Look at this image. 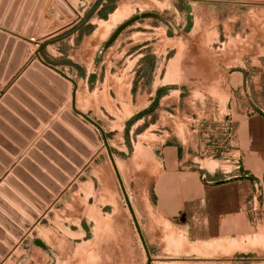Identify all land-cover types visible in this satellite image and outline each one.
I'll return each mask as SVG.
<instances>
[{
	"label": "crops",
	"instance_id": "crops-1",
	"mask_svg": "<svg viewBox=\"0 0 264 264\" xmlns=\"http://www.w3.org/2000/svg\"><path fill=\"white\" fill-rule=\"evenodd\" d=\"M17 1L0 0V10L11 11ZM118 1L92 0L91 29L71 33L106 39L119 23L108 30L109 19L94 31L91 20L108 19ZM172 6L173 19L145 13L153 16L140 18L135 33L107 46L109 37L88 71L69 63L79 81L57 70L75 86L74 110L78 104L92 110V119L86 117L102 128L117 168L135 173L138 194L130 204L137 222L148 223L140 228L146 246L203 250L264 232V0H179ZM46 20L36 33L59 26L60 19ZM16 46L7 59L15 58ZM55 91L51 102L33 99L32 106L6 93L0 141H7L8 155H27L33 140L48 141V124L58 122L64 97ZM118 208L96 207L87 218L103 220L105 235L117 236L113 224L127 218ZM74 252L73 264H96L95 254L98 264H128L129 247L121 240L119 247L80 244Z\"/></svg>",
	"mask_w": 264,
	"mask_h": 264
},
{
	"label": "rangeland",
	"instance_id": "rangeland-1",
	"mask_svg": "<svg viewBox=\"0 0 264 264\" xmlns=\"http://www.w3.org/2000/svg\"><path fill=\"white\" fill-rule=\"evenodd\" d=\"M177 1L119 0L108 19L91 20L95 24L94 31L109 19L117 21L113 28L119 23L103 41L95 40L94 33L85 39L71 33L74 27H81V33L91 29L92 24L87 23L86 19L93 5L92 0H81L80 4L77 0H30V3L28 0L25 4L18 0L11 11L0 10V35H4L1 49L5 48V53L8 47L13 49L16 44L18 50H23L17 60H4L2 57L0 61L2 109L4 102L8 101L5 95L9 91L16 92L19 104L27 103L28 106L35 104L33 99L39 102V98L47 100L51 97L50 101L56 89L64 96L63 102L60 101L62 109L55 113L58 122L48 124L49 135L53 138L42 141L43 149L39 139L33 140L32 153L11 156L7 154L8 149L3 148L7 141H0V212L8 209L22 215V218L10 219L11 229L20 232V237H16L13 231L0 222V237L3 235L8 238L6 243L0 238V246L7 249V254L0 258V264H73L74 246L109 244L110 248L111 245L119 247L120 240L129 247L128 264H148L147 252L116 171L111 165L103 135L83 117L85 115L92 119V110L87 104H78L76 110L81 114L78 115L73 107L75 86L44 64L57 63L56 68L72 81H79L69 63L81 64L88 71L105 41L122 24L150 12L163 17L169 15L173 19L175 12L172 5ZM189 2L194 5L201 3V0ZM43 18L53 22L60 19L59 26L50 24L38 34L36 30ZM136 25L125 30L123 35L135 33ZM10 30L13 32L12 37L8 36ZM49 41L54 42L46 47L44 55L38 56L40 45ZM25 52L28 56L23 59ZM9 69L10 75H7ZM15 71L17 73L13 76ZM45 85H48L47 93L43 92ZM56 123L58 129L54 130ZM89 152L91 156L87 158ZM92 161L93 165L89 166ZM118 171L133 204L138 194V189L133 186L135 173L130 172L127 166L120 165ZM96 207L104 212L116 211L117 208L120 212L121 208L124 210L127 218L123 224L120 225V220L113 224L119 233L117 236L105 235L103 220L87 218L90 210L94 211L91 213L94 215ZM138 223L141 229L148 227L146 221L142 224V220L138 219ZM122 232L123 235H120ZM178 247L163 251L157 245L148 246L151 264H264V232L239 239H226L203 250H183ZM94 257L96 264L102 260L96 254ZM113 264H120V261L114 259Z\"/></svg>",
	"mask_w": 264,
	"mask_h": 264
},
{
	"label": "water",
	"instance_id": "water-1",
	"mask_svg": "<svg viewBox=\"0 0 264 264\" xmlns=\"http://www.w3.org/2000/svg\"><path fill=\"white\" fill-rule=\"evenodd\" d=\"M1 10H5V7H4V9H1ZM153 15L152 14H144V15H141V16H136V17H133L132 19H130V20H128L127 22H125L124 24H122L118 29H117V31L112 35V37L110 38V40H109V42L107 43V46L108 45H110L111 43H113L126 29H128L131 25H133V24H135L136 22H138L139 20H140V18H147V17H152ZM7 22H9V20L7 21ZM10 23V22H9ZM31 29H33V24H31ZM2 36H4V35H0V45H1V42H3V41H1V39L3 38ZM54 41H49V42H46V43H44V44H41L40 45V50L38 51V53H37V55L39 56V54H41V55H44V50L46 49V47L47 46H49V45H51L52 43H53ZM11 43V42H10ZM12 43H14V42H12ZM11 47V46H10ZM10 47H8L7 48V50H6V52H5V58H4V60H7V55L9 54V52H10ZM0 50H1V46H0ZM22 52H23V50L21 49H17L16 48V53H15V58L14 59H12V60H17L18 58H20L21 56H22ZM44 64V63H43ZM48 69H50V70H52V71H54L55 73H57V74H59L60 76H62V78H65L66 80H68V81H70V82H72L71 80H69L68 79V77H66L64 74H62V73H60L58 70H57V68H56V66L58 65L57 63H51V62H47V63H45L44 64ZM2 74V70H1V68H0V75ZM7 75H10V69H9V71H8V73H7ZM73 104H74V101H73ZM1 112L3 113V112H6L7 113V110L3 107V109H2V106H1ZM77 112V111H76ZM77 114L78 115H81L80 113H78L77 112ZM90 124H92L93 126H95L100 132H101V134L103 135V138H104V142H105V145H106V147H107V149H108V152H109V155H110V157H111V160H112V162H113V166H114V169H115V171H116V174H117V176H118V179H119V181H120V184H121V186H122V190H123V192H124V195H125V199H126V202H127V204H128V206H129V209H130V211H131V213H132V215H133V218H134V221H135V223H136V226H137V229H138V232H139V234H140V237H141V240H142V242H143V245H144V247H145V249H146V252H147V255H148V264H151V262H152V259H151V257H150V252H149V250H148V248H147V246H146V243H145V241H144V238H143V236H142V234H141V231H140V227H139V225H138V222H137V219H136V217H135V215H134V211H133V209H132V206H131V204H130V200H129V197H128V195H127V193H126V191H125V189H124V186H123V184H122V180H121V178H120V174H119V171H118V168H117V166H116V163H115V161H114V159H113V154H112V152H111V150H110V148H109V146H108V144H107V137L105 136V134H104V132H103V130H102V128L99 126V125H97L96 123H94L92 120H90L88 117H86V116H83ZM62 120H64V119H62ZM53 123H55V122H53ZM53 129L54 130H57L58 129V126H57V123L53 126ZM47 137L49 136V138H53V136H50L49 135V133H47V135H46ZM42 143L43 142H41V149H43V145H42ZM28 153L30 154V153H32V148L31 149H29V151H28ZM2 153H0V155H1ZM91 156V152H89L88 153V155H87V158H89ZM26 165V164H25ZM18 170V169H17ZM18 218H22V215L20 214V213H18V212H16V211H9L8 209H7V211H2V212H0V222L2 221V224L7 228V229H10L11 231H13L14 232V234L16 235V237H20L21 236V234H20V232H18L17 233V231H16V229H11V221H10V219H18ZM180 223H184L185 222V219L184 218H182L180 221H179ZM5 243L7 242V239L8 238H6V237H4L3 235H1V237H0ZM12 244H14V243H12ZM11 244V245H12ZM2 246V245H1ZM0 246V258H1V256H4V255H6L7 254V249H5L3 246L1 247Z\"/></svg>",
	"mask_w": 264,
	"mask_h": 264
},
{
	"label": "bare ground",
	"instance_id": "bare-ground-1",
	"mask_svg": "<svg viewBox=\"0 0 264 264\" xmlns=\"http://www.w3.org/2000/svg\"><path fill=\"white\" fill-rule=\"evenodd\" d=\"M165 7V6H164ZM168 7V6H167ZM117 23V21H115V19H113V21L111 22V24H110V26H109V29L108 30H110V29H112L113 28V26H114V24H116Z\"/></svg>",
	"mask_w": 264,
	"mask_h": 264
}]
</instances>
